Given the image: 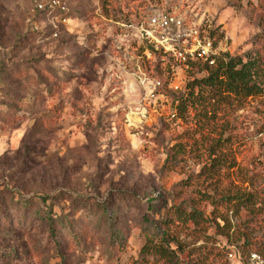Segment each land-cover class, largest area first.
I'll return each mask as SVG.
<instances>
[{"label": "rangeland", "instance_id": "374dc122", "mask_svg": "<svg viewBox=\"0 0 264 264\" xmlns=\"http://www.w3.org/2000/svg\"><path fill=\"white\" fill-rule=\"evenodd\" d=\"M39 1L0 0V264H142L146 236L139 222L146 207L130 206L117 224L127 234L122 253L111 248L104 207L125 209L117 201L118 192L127 202H146L147 195L170 199L202 164L186 157L179 165L183 172L163 173L168 150L177 142L202 147L221 133L232 137L237 166L230 176L242 185L245 169L253 165L259 171L258 161H264V98L213 101L172 122L167 115L171 103L155 113L137 91V67L151 76L156 63L137 59L141 53L135 49L127 72L115 62L113 19H122L127 8L133 13L140 2L119 0L118 13L108 18L105 10L115 7L111 0H63L70 17L63 23L56 13L40 14ZM203 4L211 31L226 52L242 55L256 47L264 31V0ZM204 76L202 70H185L166 78L183 89ZM141 105L147 120L136 127L129 117L138 116L129 114ZM47 195L53 198L55 216L62 217L56 236L47 218L33 217L22 225L21 201ZM52 207L32 211L40 209L36 215L49 217ZM205 208L210 214L212 208ZM235 221L240 230L257 238L264 235V221L247 223L244 214ZM174 231L172 245H182L185 262L204 257L212 247L229 246L215 229L194 230L188 223ZM260 253L264 256V249ZM147 260L145 264H155L152 256Z\"/></svg>", "mask_w": 264, "mask_h": 264}, {"label": "trees", "instance_id": "16d2710c", "mask_svg": "<svg viewBox=\"0 0 264 264\" xmlns=\"http://www.w3.org/2000/svg\"><path fill=\"white\" fill-rule=\"evenodd\" d=\"M118 1L111 0V5L115 7L108 6V10L104 12L105 16L114 18V14L121 8V5H117ZM113 20L118 22L121 17ZM123 31L124 29L117 25L114 34ZM200 70L205 74L203 78L190 81L180 92H173L172 97L178 100V104L175 117L170 119L172 122L184 118L190 108L210 105L213 101L221 103L231 99L243 101L251 97L264 98V31L259 35L253 50L242 55L226 52L216 59L213 66L199 65ZM36 78L40 80L39 76ZM187 89L189 91L186 93ZM233 143L231 136L221 133L218 138L211 139L202 147L195 148V143L186 142L173 145L167 152L163 173L183 172L179 165L186 157L200 160L202 167L197 175L181 182L179 186L183 188L177 190L170 199L164 195H147L146 202L141 201L144 199L139 201L132 198H129L132 202H127L128 198L123 196L124 193L118 192L115 195L117 201L122 202L125 209L120 210L113 205L109 211V206H105L102 215L109 225L111 248L117 253L125 251L127 234L117 229V224L121 218L126 217V211L130 212V206L138 209L145 206L146 212L139 222V227L146 236L140 251L142 264L149 262V256L153 257L155 264H235L229 258L232 251H235L243 262L251 253H260V250L264 249V235L257 238L253 233L240 230L235 219H241L244 214L247 223L264 221V161H258L259 171L257 167L253 168V165L246 168L242 185H239L230 176L231 170L237 166L231 155ZM188 191L191 196L186 197L185 193ZM38 198L34 201L33 198H24L21 201L22 225L26 219L33 217L32 220L47 218L51 235L56 236V226L62 217L55 216L52 197L47 195ZM43 205L53 206L49 208V217L36 215L40 213V209L37 213L32 211L35 206ZM206 206L212 208L210 214L207 213ZM17 216L19 218L18 214ZM8 221L12 220L9 218ZM188 223L193 225L194 230L205 228L207 232L209 229H215L216 234L224 237L229 246L221 249L212 247L204 257L196 255L185 262L180 256L183 253L182 245L173 247L172 243L177 240L174 227H185ZM18 224L20 225V220ZM233 235L237 237L234 240Z\"/></svg>", "mask_w": 264, "mask_h": 264}, {"label": "built area", "instance_id": "2783aa9c", "mask_svg": "<svg viewBox=\"0 0 264 264\" xmlns=\"http://www.w3.org/2000/svg\"><path fill=\"white\" fill-rule=\"evenodd\" d=\"M135 2L140 3L133 5V13L127 8L124 17L117 22L124 31L116 35L115 62L119 69L127 72L130 51L135 49V52L141 53L137 59L140 57L156 63L152 67L151 76L141 66L137 67L134 74L137 91L145 94L144 100L153 105L155 113L164 111L166 105L171 103V112L167 115L172 119L177 113L178 100L171 97L170 92H180L182 88L166 77L178 76L185 70L199 71V65L213 66L226 50L211 31L212 23L204 10L203 0ZM36 10L48 15L56 13L63 23L70 20L69 9L63 0L39 1ZM159 73L164 75L160 76ZM143 107L145 105L135 107L129 114L137 115L138 120L128 115L129 121H133L136 127L142 126L147 120V109ZM229 258L234 263L243 262L235 251L230 252ZM244 263L264 264V256L253 252Z\"/></svg>", "mask_w": 264, "mask_h": 264}, {"label": "bare ground", "instance_id": "6f19581e", "mask_svg": "<svg viewBox=\"0 0 264 264\" xmlns=\"http://www.w3.org/2000/svg\"><path fill=\"white\" fill-rule=\"evenodd\" d=\"M132 115V114H131ZM136 116V115H135Z\"/></svg>", "mask_w": 264, "mask_h": 264}]
</instances>
